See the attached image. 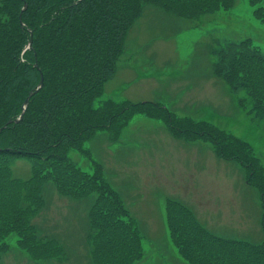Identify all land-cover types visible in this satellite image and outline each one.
I'll list each match as a JSON object with an SVG mask.
<instances>
[{
  "label": "rangeland",
  "instance_id": "374dc122",
  "mask_svg": "<svg viewBox=\"0 0 264 264\" xmlns=\"http://www.w3.org/2000/svg\"><path fill=\"white\" fill-rule=\"evenodd\" d=\"M261 6L264 0H234L231 7L208 9L195 20L146 3L126 34L116 62L119 73L104 82L101 98L135 103L153 99L154 89H176V95L160 93L173 102L175 112L170 105L169 110L175 116L207 121L244 140L264 171V119L247 113L250 97L243 88L233 93L213 72L216 51L229 42L249 38L264 55ZM28 32L31 45H24L21 54L34 51L32 30ZM179 59L185 67L193 60L189 75H165ZM33 66L40 71L36 61ZM150 81L158 84L145 90ZM236 97L246 99V110L237 105ZM160 111L156 108L152 113ZM180 140L185 139L175 136L163 120L137 114L120 133L112 127L98 130L82 150L70 149V161L84 172L98 168L113 193L98 187L90 191L88 180L74 188H60L51 178L41 186L30 183V200L22 203V210L7 211L3 219L22 229L29 247H19L21 233L11 232L1 240L6 246L0 264H207L203 256L197 257L199 263L192 254L184 255L188 240L183 234L191 225L181 209L204 232L201 240L208 245L209 235L260 244L262 197L257 187L247 183V168L217 155L210 141L195 140L199 141L195 150ZM36 165L35 157L13 158L8 171L12 179L29 182ZM61 166L54 164L56 169ZM39 190L40 204L35 205L34 193ZM8 197L17 203V186ZM174 226L180 246L171 238Z\"/></svg>",
  "mask_w": 264,
  "mask_h": 264
},
{
  "label": "trees",
  "instance_id": "16d2710c",
  "mask_svg": "<svg viewBox=\"0 0 264 264\" xmlns=\"http://www.w3.org/2000/svg\"><path fill=\"white\" fill-rule=\"evenodd\" d=\"M24 1L27 7L21 14ZM146 3L158 5L177 17L191 18L208 9L215 12L229 8L234 0H0V129L5 126L0 130V258L6 246L1 240L11 232L21 233L19 247H29L22 229L3 219L7 211L22 210V203L30 200V183L41 186L51 178L60 188H74L88 180L90 191H97L98 187L113 193L98 168L92 173L84 172L70 161L68 153L70 149L82 150V145L98 130L112 127L113 132L120 133L137 114L163 120L180 138L210 141L217 155L245 166L247 183L261 193L264 233V171L247 142L207 121L177 117L159 103L157 106L150 101L115 102L101 98L104 82L113 77L124 50L126 34ZM20 14L24 27L20 25ZM28 29L32 30L34 51L21 54L29 41ZM216 56L213 72L233 93L243 88L250 97L247 113L264 119V55L246 38L227 43L216 51ZM35 61L44 77L43 86L30 97L18 123L14 119L40 79V71L33 66ZM14 87L17 89L12 91ZM236 101L246 110L244 97H236ZM156 108L161 111L153 114ZM22 157L37 160L29 182L12 179L8 171V162ZM55 163L62 164L61 168L56 169ZM14 185L20 193L16 204L8 197ZM34 197L33 202L39 205L40 190ZM181 212L191 225L183 234L188 240L186 257L192 254L200 263L198 258L203 256L202 262L207 259V264H264V239L255 245L207 233L208 245L201 240L204 232L183 209ZM174 228L171 238L175 246H180L179 230Z\"/></svg>",
  "mask_w": 264,
  "mask_h": 264
},
{
  "label": "crops",
  "instance_id": "0c3cea01",
  "mask_svg": "<svg viewBox=\"0 0 264 264\" xmlns=\"http://www.w3.org/2000/svg\"><path fill=\"white\" fill-rule=\"evenodd\" d=\"M183 20V19H182ZM178 33V32H177ZM176 33V34H177ZM176 38H178L177 36H176ZM181 61H183V60H177L175 63H174V65H173V67H172V70H170V71H168L167 73H164L165 75H167V76H169V74H171V73H173L174 72V76H179V75H185V74H187V75H189V72H188V69H190L191 68V66H192V64H193V60H191L190 61V63H189V65L187 66V67H185V66H183V64H182V62ZM177 63V64H176ZM176 64V65H175ZM164 65H165V63H164ZM163 65V66H164ZM161 66H159L158 65V68H160ZM118 73H119V69H118V67L116 66V70H115V75H114V77L115 76H117L118 75ZM166 82V84L168 83L167 81H165ZM187 83V82H186ZM186 83H185V85H186ZM225 83V82H224ZM137 85V86H139V83H134L133 85ZM158 83L157 82H155V81H150V82H148L147 83V88H145V90H149L150 89V86H153V85H157ZM177 86H178V83H177ZM222 88H223V85L221 86ZM168 92V93H172V94H174V95H176V89H171V90H169V89H159V90H157V89H154L153 90V93H152V98L153 99H151L150 101H155L156 99H159L160 100V103H163V104H166L167 105V107L169 108V105L170 106H172V111H174L175 112V108L173 107V102L169 99V98H167V97H165V98H163V95H161L160 93L161 92ZM121 96H122V94H121ZM120 96V97H121ZM139 100H141V99H145L144 97H139L138 98ZM168 99L170 100V102L168 101ZM128 100V99H127ZM131 100V99H130ZM139 102H141V101H139ZM186 103V102H185ZM185 103H184V105H185ZM184 105H183V108H184ZM171 111V112H172ZM179 113H184V112H179ZM175 114V113H174ZM195 140H197V139H195ZM195 140H188V139H185V140H180V141H182V143L184 144L183 146H186V147H193L195 150H196V148H195V146L199 143V141H195ZM201 144V143H200Z\"/></svg>",
  "mask_w": 264,
  "mask_h": 264
},
{
  "label": "water",
  "instance_id": "95a60500",
  "mask_svg": "<svg viewBox=\"0 0 264 264\" xmlns=\"http://www.w3.org/2000/svg\"><path fill=\"white\" fill-rule=\"evenodd\" d=\"M26 6H27V3L24 1V8H26ZM19 20H20V25H24L23 22H22L21 15H19ZM30 45H31V40L28 41V44L26 45V47H30ZM42 83H43V76H42V74H40L39 84L37 85V87H36V89L34 91H29L27 97L23 101L21 114H20L18 119H14L15 122H18L19 120H21L23 118V115L25 113V110H26V107L28 105L30 97H32V94H34L36 90H38V89H40L42 87ZM10 122H12V121H10ZM3 128H5V126ZM3 128H1L0 130H3Z\"/></svg>",
  "mask_w": 264,
  "mask_h": 264
},
{
  "label": "bare ground",
  "instance_id": "6f19581e",
  "mask_svg": "<svg viewBox=\"0 0 264 264\" xmlns=\"http://www.w3.org/2000/svg\"><path fill=\"white\" fill-rule=\"evenodd\" d=\"M23 1V0H22ZM127 100V99H126ZM131 101V100H130ZM156 104H157V102H155ZM159 103V102H158ZM157 106H158V104H157ZM168 129V128H167ZM112 198H113V196H112Z\"/></svg>",
  "mask_w": 264,
  "mask_h": 264
}]
</instances>
